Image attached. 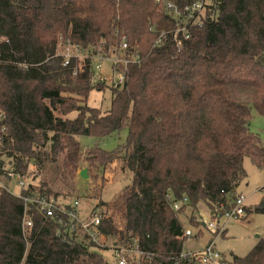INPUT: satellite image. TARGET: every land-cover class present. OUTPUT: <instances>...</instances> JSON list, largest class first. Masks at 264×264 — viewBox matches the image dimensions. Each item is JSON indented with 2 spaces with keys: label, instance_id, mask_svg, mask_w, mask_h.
<instances>
[{
  "label": "trees",
  "instance_id": "obj_1",
  "mask_svg": "<svg viewBox=\"0 0 264 264\" xmlns=\"http://www.w3.org/2000/svg\"><path fill=\"white\" fill-rule=\"evenodd\" d=\"M196 1L0 0V176L12 168L27 182L21 196L0 187V264H109L81 227L71 231L24 199L73 206L82 162L131 173L122 227L116 205L95 209L105 238H138L143 254L129 264H193L181 257L186 208L193 226L201 202L221 216L247 176L244 158L264 169V142L250 127L253 109L264 116V0H207L191 17L185 7ZM67 44L85 58L63 65ZM98 54L127 61L113 63L124 81L107 110L87 101L105 87L94 79ZM123 128L126 143L113 151L77 138ZM41 173L67 192L35 183ZM253 212L264 213V196L244 218ZM227 263L264 264V236Z\"/></svg>",
  "mask_w": 264,
  "mask_h": 264
},
{
  "label": "rangeland",
  "instance_id": "obj_2",
  "mask_svg": "<svg viewBox=\"0 0 264 264\" xmlns=\"http://www.w3.org/2000/svg\"><path fill=\"white\" fill-rule=\"evenodd\" d=\"M96 57L93 58V68L95 70L94 79L96 82H100V77L106 76L103 80L107 79V81L104 82L105 87H103V89H93L89 93L87 101L91 106L107 110L112 103V81L118 78L119 74L113 69V57H106L101 60ZM99 64L101 67L97 68ZM250 127L264 142V116L258 114L254 109L252 110ZM127 135V128H123L118 133L101 139L89 135H79L77 138L84 149L98 146L101 149L113 151L126 143ZM84 155H87V153L85 152ZM243 166L247 176L238 186L237 192L245 197L246 208L255 209L264 196V169H259L249 157L244 158ZM116 167L117 166L113 165L114 169L102 173L101 171H97L94 167H92L90 171L88 161L82 162L80 170L82 168H87L89 176L88 178H82L79 174V170L75 178V189L71 194L79 196L85 221L90 220V214L97 209L96 207L109 210L110 214V212L114 213L113 207L116 205L115 207L117 209H115L114 213V217L116 218L115 221L118 224L119 220H121V225L117 227H122L123 206L121 205L120 193L130 182L131 173L125 169H116ZM44 178L48 180L53 189L61 190L60 192L63 193L67 192V187L62 186V188H57L58 186L56 184L54 185V181L49 173H41V175H38L34 179V182L37 184L40 182L42 183ZM19 180L18 177L5 180L9 191L17 196L22 190ZM70 199V197H65L67 201ZM101 202H104V204L100 205ZM187 213H190L189 208H186V212L181 217V220L185 224V228H192L195 232V235L187 237L183 242V251L188 253L200 252L208 244L214 243L216 250L219 251L227 261H230L233 255L247 254L258 240L264 236V213L253 212L247 216V218H244L246 214L241 218L230 219L222 216L219 222L220 224H224L226 232L223 231L219 233H216L207 226L210 219V211L205 202H201L198 205L197 216L200 221L199 225L193 226L189 224L186 217ZM112 240V238L107 239L104 237L99 243V252L109 264H116L115 256L111 249Z\"/></svg>",
  "mask_w": 264,
  "mask_h": 264
},
{
  "label": "built area",
  "instance_id": "obj_3",
  "mask_svg": "<svg viewBox=\"0 0 264 264\" xmlns=\"http://www.w3.org/2000/svg\"><path fill=\"white\" fill-rule=\"evenodd\" d=\"M207 0H198L194 2L192 5H187L185 7V10L189 15L192 17V14L194 15V12H201L205 6ZM167 6L169 8H175V6L172 3H168ZM177 11V10H176ZM127 47V43L123 42V48ZM63 56H64V62L63 65H67L69 63V58L72 56L79 57L80 59H84L85 56L81 53L80 49L76 45L67 44L64 47L63 50ZM97 56V57H96ZM96 58H99L100 60L104 57L100 54L96 55ZM116 61H121L124 63H127L126 60L119 59L116 57H113V63ZM101 65L99 64L97 68H100ZM115 71V70H114ZM74 73H77V70L74 71ZM106 77V76H105ZM105 77H100V82H106L107 79L103 80ZM124 81V74L120 73L118 78L114 79L112 81L113 87L120 86ZM12 177H18L19 184L21 187L26 185V180L23 178H20L14 170L11 168L9 169L5 174H2L0 176V187L5 188L9 190L8 186L3 182L2 179H10ZM18 196H21L20 194ZM26 201L35 202L37 203L42 211L45 212L47 216L50 217H57L60 219V222L64 225H70L71 231H77L79 227H81L84 232H86L92 241L96 242L98 245L101 242V240L104 238V236L100 233L98 229V225L102 221V212L100 210H94L92 214H90L89 221H85V218L83 216V211L81 209V204L79 200H76L73 204V206L66 208L65 206H61L57 203V201L54 198L46 199L43 197H35V198H24ZM183 201H187V198L185 197ZM182 202H174L173 208L179 209L181 207ZM230 208L226 209L223 213V215H212L210 213V219L208 221V227L212 230H214L216 233L225 231L224 224H220L219 219L224 216L227 219L230 218H241L246 213V206H245V197L241 194H238L235 199L230 203ZM62 215H67L69 220L65 221L62 218ZM89 216V215H87ZM32 225V221L30 218L24 219L23 228L24 230L27 229V227ZM121 225V220H119V223H116V228L119 230L117 226ZM185 236H193L195 235V232L192 228H185ZM113 239V238H112ZM111 249L114 253L116 263L117 264H129V259L134 257H139L143 254L142 250L140 249L138 238L134 237L130 239L125 244L118 245L116 242L112 240L111 243ZM182 258H190L193 261V264H228L227 260L223 257V255L216 250L214 243L208 244L203 250L200 252H185L182 251L181 253Z\"/></svg>",
  "mask_w": 264,
  "mask_h": 264
},
{
  "label": "water",
  "instance_id": "obj_4",
  "mask_svg": "<svg viewBox=\"0 0 264 264\" xmlns=\"http://www.w3.org/2000/svg\"><path fill=\"white\" fill-rule=\"evenodd\" d=\"M88 169L87 168H82L81 170H80V172H79V174H80V176L82 177V178H88Z\"/></svg>",
  "mask_w": 264,
  "mask_h": 264
},
{
  "label": "crops",
  "instance_id": "obj_5",
  "mask_svg": "<svg viewBox=\"0 0 264 264\" xmlns=\"http://www.w3.org/2000/svg\"><path fill=\"white\" fill-rule=\"evenodd\" d=\"M3 180V182L6 184V181L4 180V179H2ZM7 185V184H6ZM225 232H226V230H225Z\"/></svg>",
  "mask_w": 264,
  "mask_h": 264
}]
</instances>
